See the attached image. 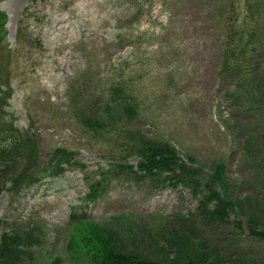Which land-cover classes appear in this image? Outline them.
<instances>
[{
  "label": "rangeland",
  "instance_id": "1",
  "mask_svg": "<svg viewBox=\"0 0 264 264\" xmlns=\"http://www.w3.org/2000/svg\"><path fill=\"white\" fill-rule=\"evenodd\" d=\"M263 9L264 0H0V133L28 135L0 187V235L38 232L24 264H94L82 248L95 244L88 236L109 229L126 242L122 221L155 234L181 217L228 257L264 259L246 219L202 222L187 188L119 170L139 162L132 147L141 134L193 157L206 179L223 166L230 183L243 180V199L264 193L255 137L264 135V113L246 110L244 95L242 104L230 99L234 84L219 73L232 27L262 30ZM255 50L264 61V32ZM120 84L139 116H116V132L109 124L89 131L81 124L88 102L103 107ZM141 239L128 248L161 247Z\"/></svg>",
  "mask_w": 264,
  "mask_h": 264
},
{
  "label": "trees",
  "instance_id": "2",
  "mask_svg": "<svg viewBox=\"0 0 264 264\" xmlns=\"http://www.w3.org/2000/svg\"><path fill=\"white\" fill-rule=\"evenodd\" d=\"M231 14L234 16L235 13ZM262 32L264 23L262 30L257 26L246 29L243 21L233 26L222 50L219 70L221 77L234 84L228 92L229 98L242 104L244 95L246 110L254 113H264V61L260 57H255L256 42ZM99 102L98 98L88 102L93 109L81 121L89 131H104L103 126L109 124V130L116 132L118 131L115 124L116 116L134 120L140 114L135 105L136 99L122 84L120 89L117 87L110 89L109 100L102 103L103 107L98 105ZM85 104L87 105L86 102ZM5 131L0 133V187L14 160L24 155L21 144L26 146L28 142L26 138L28 135L14 127ZM255 137L258 138V145L264 146V135ZM135 141L132 149L134 155L140 159L139 162L135 166L127 164L120 166L119 170L125 174H132L137 179L158 182L162 178L173 187H185L197 200L195 216L200 221L228 224L232 217L239 218L240 221L246 219L252 237L264 241V193L260 192L261 195L255 193V196L249 195L243 199V196L237 195L240 189L243 190V180L230 183L226 177H222L223 166L217 168L215 165L212 174L206 179L203 176V168L196 165L199 163L191 156L182 159L171 144L153 141L141 134L137 135ZM248 151L251 153H246V156L251 157L253 150ZM259 180L263 186L264 179ZM254 185L259 186L255 182ZM189 219L191 218L181 217L168 220L156 229L155 234L151 233L148 227L138 223L136 225L125 221L120 223L127 225V228L126 226L123 228L128 243H134L141 238L149 239L151 245L160 242L161 247L150 248V251L158 252L159 258L153 257L152 252L129 249L127 241L109 229H105L107 231L97 234L96 237L88 236V240L94 241L95 244L93 246L84 244L82 248L91 255L94 264H264V259L247 254L228 257L219 247L210 244ZM237 227H240V224ZM119 232L121 233V230ZM39 244L40 235L33 229L4 231L0 235V264H24L31 256L32 248Z\"/></svg>",
  "mask_w": 264,
  "mask_h": 264
}]
</instances>
